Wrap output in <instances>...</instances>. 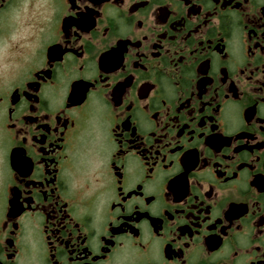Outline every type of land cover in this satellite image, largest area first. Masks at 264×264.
Listing matches in <instances>:
<instances>
[{
	"label": "flooded vegetation",
	"instance_id": "obj_1",
	"mask_svg": "<svg viewBox=\"0 0 264 264\" xmlns=\"http://www.w3.org/2000/svg\"><path fill=\"white\" fill-rule=\"evenodd\" d=\"M0 264H264V0H0Z\"/></svg>",
	"mask_w": 264,
	"mask_h": 264
}]
</instances>
